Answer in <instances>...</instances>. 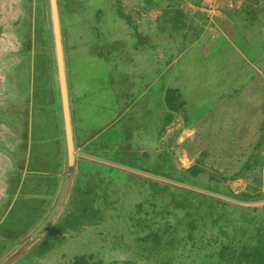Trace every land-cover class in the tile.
I'll list each match as a JSON object with an SVG mask.
<instances>
[{
    "label": "crops",
    "instance_id": "crops-1",
    "mask_svg": "<svg viewBox=\"0 0 264 264\" xmlns=\"http://www.w3.org/2000/svg\"><path fill=\"white\" fill-rule=\"evenodd\" d=\"M184 1L112 0L116 14L107 37L113 48L99 54L98 62L107 65L105 79L87 58L71 63L64 34L76 148L71 169L48 0H0V264H49L56 243L51 235L70 237L103 219L86 218L78 226L64 221L75 209L80 213L74 202L78 176L88 181L100 171L120 168L140 180L177 184L181 177L211 181L225 189L223 197L252 205L264 219L261 23L239 22L244 19L236 13L247 0L216 27L198 1ZM62 20L64 29L63 12ZM232 48L230 55L222 53ZM126 111L133 118L119 126ZM145 113L149 120L143 124ZM134 149L148 165L129 164ZM167 156L173 168L166 166ZM111 199L106 204L117 202Z\"/></svg>",
    "mask_w": 264,
    "mask_h": 264
},
{
    "label": "rangeland",
    "instance_id": "rangeland-1",
    "mask_svg": "<svg viewBox=\"0 0 264 264\" xmlns=\"http://www.w3.org/2000/svg\"><path fill=\"white\" fill-rule=\"evenodd\" d=\"M60 1L71 63L80 65L84 58H87L91 66L100 70L104 79L108 78V72L105 70L107 65L100 67L98 62L102 52L111 54L113 44L107 37V27L113 22L117 5L112 0ZM247 1L249 5H245L236 13L244 19L239 22H248L250 19V22L257 26L261 23L264 39V0ZM234 27L235 35H240V27ZM40 32L38 24V43ZM123 46L126 48L122 43L120 47ZM233 51L232 48L222 53L230 55ZM41 59L42 56L37 55L38 66ZM220 59L221 57L214 59L212 64L216 66ZM233 64L235 61L231 65ZM132 95L133 93L131 97ZM143 101H138L137 107L144 104ZM118 110L122 112L123 108L119 106ZM132 118V114L126 111L121 116L119 126L122 123L128 124ZM152 118L157 122L156 115H152ZM140 120L143 124L147 123L148 114L145 113ZM163 126L164 120L156 123L151 132L154 131V135H157ZM137 150L139 149H134L128 158L129 164L142 160L148 165L147 157L140 159L134 156ZM123 159L119 152L118 160L121 162ZM158 164L157 162L156 166ZM166 164L167 167L173 168L168 156ZM133 175L119 168L117 173L100 171L88 181L78 176L75 181L74 202L80 207V213L75 209L64 221L70 226H78L86 218L103 219L87 222L86 225L94 222L96 225L86 230L81 229L80 232L75 230L70 237L51 235L50 241L53 236L54 241L58 243L52 244L54 252L53 258L47 261L49 264L53 261L55 264H66L72 256L82 254H93L95 259H115L122 264H229V257L223 258L225 248H242L243 243H250L252 248H264V219L254 212L252 205L223 197L227 192L214 182L204 179L192 180L174 172L173 177L183 178L182 184L167 180H140L141 176ZM96 189L98 193L102 192L105 198L98 196ZM110 193L112 196L108 197ZM110 199L117 202L106 204ZM111 207L114 212L110 210ZM150 235L162 236V239L156 244L148 238ZM50 243L43 246L37 254L43 255L51 246ZM40 258L42 257L38 259Z\"/></svg>",
    "mask_w": 264,
    "mask_h": 264
},
{
    "label": "water",
    "instance_id": "water-1",
    "mask_svg": "<svg viewBox=\"0 0 264 264\" xmlns=\"http://www.w3.org/2000/svg\"><path fill=\"white\" fill-rule=\"evenodd\" d=\"M54 53L61 93L65 135L67 141L68 164L71 169L75 166L76 148L73 138L71 110L68 93V80L65 57V38L60 0H48ZM125 167V166H122ZM128 168V167H126Z\"/></svg>",
    "mask_w": 264,
    "mask_h": 264
},
{
    "label": "trees",
    "instance_id": "trees-1",
    "mask_svg": "<svg viewBox=\"0 0 264 264\" xmlns=\"http://www.w3.org/2000/svg\"><path fill=\"white\" fill-rule=\"evenodd\" d=\"M198 174V172H196ZM167 234V233H166ZM164 236V235H163ZM148 238L154 240L157 244L162 239V236L150 235ZM166 245L168 242L166 241ZM250 243H243V247L240 248H225L226 251L223 255L229 257V264H264V248L255 246L252 248ZM250 248V249H249ZM221 254V253H220ZM252 257V259H250ZM69 264H122L118 260H105V259H95L93 254H86L75 257V259Z\"/></svg>",
    "mask_w": 264,
    "mask_h": 264
},
{
    "label": "built area",
    "instance_id": "built-area-1",
    "mask_svg": "<svg viewBox=\"0 0 264 264\" xmlns=\"http://www.w3.org/2000/svg\"><path fill=\"white\" fill-rule=\"evenodd\" d=\"M187 3L198 1L197 7L204 12L210 26L216 27L227 22L226 12L239 8L240 0H185ZM184 1V2H185Z\"/></svg>",
    "mask_w": 264,
    "mask_h": 264
}]
</instances>
